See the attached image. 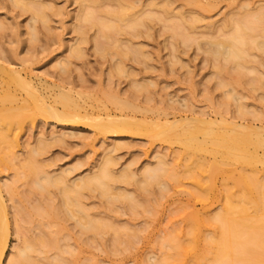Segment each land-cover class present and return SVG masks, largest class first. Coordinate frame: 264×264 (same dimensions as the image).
Returning <instances> with one entry per match:
<instances>
[{
    "label": "rangeland",
    "instance_id": "374dc122",
    "mask_svg": "<svg viewBox=\"0 0 264 264\" xmlns=\"http://www.w3.org/2000/svg\"><path fill=\"white\" fill-rule=\"evenodd\" d=\"M128 4L130 16L117 21L112 14L119 10V0H0V64L30 81L50 103L56 87L71 91L82 113L92 119L108 114L133 117L151 126L178 122L166 129L169 135L190 118L216 124L225 118L264 127V52L256 47V42L264 43V31L258 30L242 43L246 53L240 59L226 60L208 50L212 42L224 41L233 33L238 22L264 12V0H128ZM37 8L42 17L37 16ZM87 12L92 18H84ZM133 20L137 23L132 27ZM97 21L118 23V27L103 28ZM13 75L0 71V94L9 89L12 95L4 105L22 107L6 137L12 144L0 140V187L9 218L1 264L17 256L25 238L40 236V219L31 215L23 225L15 207L26 210L61 200L57 187L40 189L35 181L43 183L44 176L63 174L67 183H78L107 156L113 161L111 173L117 176L105 181L107 193L97 187L82 190L79 196L88 217L105 225L100 223L99 231H85L81 213L68 206L59 222L63 231L52 221L44 228L57 248L32 253L26 264L57 262L54 257L59 250L71 259L69 264H156L170 252L168 239L175 230H185L180 208L189 201L198 210L202 205L188 198L193 188L188 180L175 182V172L181 169L176 157L181 145L152 139L143 132L101 134L85 118L70 122L38 116L36 110L32 112L36 101L23 87L16 82L9 88L4 85V80H14ZM114 95L129 99L136 108H117L109 101ZM29 99L34 102L28 103ZM56 107L61 110L60 104ZM212 124L199 126L216 129ZM161 158L171 168L170 174L160 169ZM28 162L31 174L22 172L28 170L24 166ZM125 169L132 177H118ZM214 184L216 195L211 193L203 205L210 215L219 210L225 195L220 176ZM123 193L133 198L111 199ZM183 231L179 233L182 239ZM203 234L212 235L209 230Z\"/></svg>",
    "mask_w": 264,
    "mask_h": 264
},
{
    "label": "bare ground",
    "instance_id": "6f19581e",
    "mask_svg": "<svg viewBox=\"0 0 264 264\" xmlns=\"http://www.w3.org/2000/svg\"><path fill=\"white\" fill-rule=\"evenodd\" d=\"M90 1L98 2V0ZM131 7L128 4V0H119V10L114 12L112 17L117 21L127 19L130 16L128 11ZM38 11L40 10L38 9ZM41 13V11L37 13V16ZM260 13L254 14L243 22H238L233 33L224 41L212 42L209 45V52L214 56H221L226 60L240 59L246 53L241 47L242 43L246 39L251 38L258 30L264 31V12ZM91 16L90 12L84 14L85 19L92 18ZM39 17L42 16L40 15ZM100 21L102 20L100 19ZM97 22L103 28L118 27V23L108 22L104 24L103 22ZM135 23L137 22L133 20L130 22V25L133 27ZM246 29H250L252 33H246ZM102 36L106 38L107 34L104 33ZM256 47L264 52L263 42H256ZM117 69L121 71V68ZM0 71L14 74V80H4V85L6 88H9L10 83V85L18 84V86L23 87L24 89L22 88L21 90L27 91L25 94L29 93L33 97V100L36 101L34 102L29 99L28 103H37V108L33 107L32 112L34 113L36 110L35 113L38 112V116L42 114V116L45 115L58 121L69 120L70 122L75 119L85 118L84 120L91 121L90 125L92 128L101 134L111 132H143L144 136L152 137V139L156 137L181 145L182 152L176 156L181 164V169L179 172H175V182L181 183L182 180H188L193 187L192 191L190 190V194L188 193L190 195L188 198L201 202L202 205L201 209L198 210L189 201V203L180 208V216L184 222L185 230H175L176 233L168 239L170 252L160 258L156 264H264V127L253 128L250 125H243L224 118L219 122L222 125L221 128L217 129L219 123L216 124V121H203L204 118L201 120L190 118L184 119L182 122L183 127L177 125L181 129L178 127V131H173V134L171 131V135H169L170 133H166V129H171L178 122H171L169 127L164 124L160 125V123H154L151 126V124L138 121L133 117L120 116L113 118L109 117L108 114H106V117L92 119L87 117L86 112L82 113L81 104L77 102V98L75 99L72 96L73 93L71 94V91H65L60 87H56L57 92L52 96V102L50 103L47 101L46 96L38 92L39 90H37L35 85L30 81L21 79L17 71L5 68L2 63L0 64ZM219 71H221V68ZM12 82H16V84H12ZM222 83V81H219V85H222ZM18 86H14V88L18 89ZM50 87L53 89L52 86ZM50 87L46 88L51 90ZM9 92L8 89V91L5 90V93L2 92L3 94H0V140L1 142H5L7 146L12 144L11 141L6 140L9 129L12 125H15L13 119L20 113L22 108L17 107L18 105L16 107L4 105V102L12 97ZM109 98L110 100H108L121 110L136 108V105L133 106L132 102H129V99L122 100L117 95L110 96ZM57 104L61 105V110L57 109ZM28 105L27 107H29ZM32 112L28 111L30 114ZM27 117L29 118V116ZM195 121L205 122L206 125L207 123L209 125L214 123L216 125H212L214 127L217 126V128H214L215 130L210 129L209 125L203 128L205 124H199L198 122L199 125L203 126L193 125L192 122L197 124ZM147 125L151 127L149 128ZM212 125L211 127H213ZM32 151L37 152L35 148ZM111 162L113 163L111 158L107 156L104 160H101L93 174L79 178L78 183H67L68 180L66 181L63 174L44 176L43 183L37 179L38 181L35 182L40 189H46L47 185L57 187L61 193V200L56 205L37 204L32 206L31 209L26 208V210L15 207L23 225L28 222L26 217L31 215L40 219V221L37 220V224L40 225V236L34 239L25 238L22 247L18 250L17 256L10 259L7 264H26V261L30 257H33L32 253L39 255L44 252L43 248H57L56 240L50 238L44 228L48 221H52L59 224L58 231H63L60 228L62 224L59 222L60 220L63 221V215L68 213V206L81 213L84 219L82 222L84 224H82L81 228L83 227L85 231L96 228L99 231L101 229L100 225L103 223H95L88 217L87 213L81 208L79 196L80 192H83L82 190H95L97 187L101 189L103 194L107 193L108 182L105 181H112L117 177L111 173ZM157 163L162 171H165V173L168 171V174L171 173V168H166V163L162 158ZM24 166H27L28 170L22 172L31 174L32 166L30 167V162ZM126 169L118 177H122L123 179L132 177V173L130 176L129 171ZM152 171L154 170L152 169ZM152 176H154V173ZM217 176L223 179L224 201L219 210L214 215H210L203 209V205L207 204L206 202L212 195L211 193L216 195L214 193V181ZM141 178L144 177L142 176ZM139 181L146 182L144 179H140ZM5 189L10 193V198H13L11 186L6 184ZM1 190L0 187V264L2 263L8 244L9 235L7 206L2 198ZM20 197L18 196V198ZM110 197L107 194V198L110 199ZM119 198L132 199L133 196L123 193L112 196L111 199ZM23 225H20V228ZM204 230H209L212 235L209 237L204 235ZM182 231L184 232V239L179 235ZM64 252L63 250L58 251L54 257L57 262L41 261V264H69L71 259L64 256Z\"/></svg>",
    "mask_w": 264,
    "mask_h": 264
}]
</instances>
